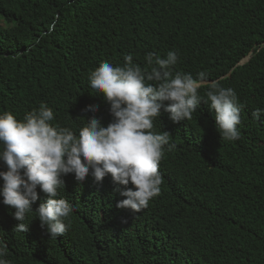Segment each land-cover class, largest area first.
<instances>
[{
  "label": "trees",
  "instance_id": "16d2710c",
  "mask_svg": "<svg viewBox=\"0 0 264 264\" xmlns=\"http://www.w3.org/2000/svg\"><path fill=\"white\" fill-rule=\"evenodd\" d=\"M178 55L173 73L198 78L201 103L176 123L161 109L153 131L171 134L159 164V195L140 212L117 204L125 186L107 174L96 182L62 176L73 212L67 231L51 238L36 210L21 223L0 195V247L10 264H264V0H0V114L23 119L41 103L51 123L77 135L87 119L114 117L90 72L103 61L124 66L126 55L147 68L148 53ZM244 62L243 64H241ZM238 97L239 139L217 130L208 85ZM169 102L165 101L167 105ZM99 105L95 111L89 106ZM259 109V119L253 113ZM0 171H7L0 160ZM3 179L0 178V189ZM127 188H133L131 183ZM133 190H135L133 188Z\"/></svg>",
  "mask_w": 264,
  "mask_h": 264
},
{
  "label": "clouds",
  "instance_id": "9594fccd",
  "mask_svg": "<svg viewBox=\"0 0 264 264\" xmlns=\"http://www.w3.org/2000/svg\"><path fill=\"white\" fill-rule=\"evenodd\" d=\"M124 59V66L103 61L89 75L90 87L103 93L111 105L114 119L106 127L96 117L87 119L78 135L68 127L54 126L53 110L45 103L26 113L22 120L11 112L0 114V160L7 167V171H0V195L4 205L15 209L14 219L21 221L14 232L28 231L23 221L39 199L38 187L48 197L36 210L41 227H46L51 238L67 231L64 221L73 206L66 198L56 197L58 189L65 186L62 176L70 173L83 181L91 170L96 182L110 174L114 183L125 186L121 195L126 199L117 207L133 212L147 208L149 201L159 195L163 183L159 164L165 146L170 152L176 145L169 143V132L153 131L154 120L161 109L173 122L191 120L202 101L199 89L206 83L207 73L199 72L198 78L182 71L173 73L171 69L178 62L175 51H169L166 58L148 53L147 68L134 64L131 55ZM208 89L204 102H210L215 111L221 139H239L241 110L236 92L218 82L210 83ZM165 101L169 103L165 105ZM98 108L89 106L85 111ZM259 115L257 109L253 116L259 119ZM129 183L135 190L127 188ZM6 250V244L0 247V264H10L2 258Z\"/></svg>",
  "mask_w": 264,
  "mask_h": 264
}]
</instances>
